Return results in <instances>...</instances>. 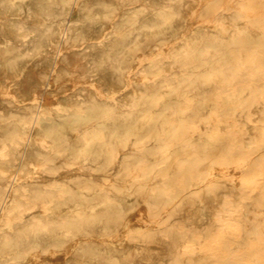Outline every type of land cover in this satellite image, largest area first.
Wrapping results in <instances>:
<instances>
[{
	"label": "bare ground",
	"instance_id": "1",
	"mask_svg": "<svg viewBox=\"0 0 264 264\" xmlns=\"http://www.w3.org/2000/svg\"><path fill=\"white\" fill-rule=\"evenodd\" d=\"M49 250L264 264V0H0V264Z\"/></svg>",
	"mask_w": 264,
	"mask_h": 264
},
{
	"label": "rangeland",
	"instance_id": "2",
	"mask_svg": "<svg viewBox=\"0 0 264 264\" xmlns=\"http://www.w3.org/2000/svg\"><path fill=\"white\" fill-rule=\"evenodd\" d=\"M62 193L63 194H67L66 191H62ZM43 219L44 220L47 219V215L46 214H44L40 220H43ZM54 254H60V253L59 252H56V251L54 253V251L49 250V252L47 254H44V255L43 254H39L38 257L41 258V263H42V259H43V262H47L48 264H53V263H56V262H54V256H53ZM64 255L65 254H63V253L60 254V258H62ZM57 264H62V263L59 262Z\"/></svg>",
	"mask_w": 264,
	"mask_h": 264
}]
</instances>
